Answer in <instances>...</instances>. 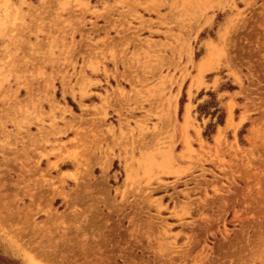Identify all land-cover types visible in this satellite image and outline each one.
I'll use <instances>...</instances> for the list:
<instances>
[{"label":"rangeland","instance_id":"rangeland-1","mask_svg":"<svg viewBox=\"0 0 264 264\" xmlns=\"http://www.w3.org/2000/svg\"><path fill=\"white\" fill-rule=\"evenodd\" d=\"M1 9L2 257L264 264V0Z\"/></svg>","mask_w":264,"mask_h":264},{"label":"bare ground","instance_id":"bare-ground-1","mask_svg":"<svg viewBox=\"0 0 264 264\" xmlns=\"http://www.w3.org/2000/svg\"><path fill=\"white\" fill-rule=\"evenodd\" d=\"M242 1H244V0H242ZM2 2L3 3L1 4V6L2 7H6L8 2L7 1H2ZM228 4H229L228 2L220 1L217 4L218 5L217 8L218 9H224ZM232 5L234 7H239L240 3L234 1V2H232ZM1 14H2V17H0V18H2V19H0V20H1V22H4L5 16L6 17L8 16L6 10L5 9H1ZM208 51H209V49H208ZM208 55L209 54L207 53L205 55V57H203L198 63V65H197V67H198V75H202V74H204V72H206L208 70L209 62H210V60L208 59ZM168 104L172 108H173V106H174V108H176L177 107V96L170 97V100H169ZM189 112H190V109H189V106H188L187 110H186V114H185V119H184L185 121L183 123L184 125H187L189 123ZM232 126H233L232 125V108H231V106H229L228 115H227V119H226L225 124L222 127H220L218 129V131L214 134V137H213V141H214L213 147L214 148H217L221 144L223 132L229 130ZM252 131L253 130H250V132H252ZM147 163H148V165H151V161H147ZM216 167L219 168V165L216 164ZM30 263L31 264H38L37 262L35 263L33 260H31Z\"/></svg>","mask_w":264,"mask_h":264},{"label":"trees","instance_id":"trees-1","mask_svg":"<svg viewBox=\"0 0 264 264\" xmlns=\"http://www.w3.org/2000/svg\"><path fill=\"white\" fill-rule=\"evenodd\" d=\"M0 264H17V263L12 260L5 259L0 255Z\"/></svg>","mask_w":264,"mask_h":264}]
</instances>
